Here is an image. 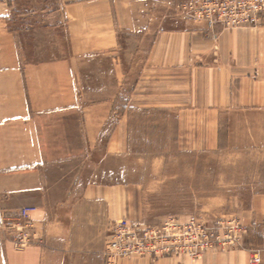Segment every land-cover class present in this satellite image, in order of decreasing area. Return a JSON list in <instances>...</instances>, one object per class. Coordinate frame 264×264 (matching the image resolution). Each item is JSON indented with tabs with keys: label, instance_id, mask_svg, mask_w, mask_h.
<instances>
[{
	"label": "crops",
	"instance_id": "0c3cea01",
	"mask_svg": "<svg viewBox=\"0 0 264 264\" xmlns=\"http://www.w3.org/2000/svg\"><path fill=\"white\" fill-rule=\"evenodd\" d=\"M184 1L0 0V223L34 208L23 250L0 224V264H264L249 248L198 259L106 252L110 223L130 211L115 161L143 108L175 114L181 131L230 118L229 145L264 135L250 120L264 118V26L209 29L179 17ZM252 203L246 239L263 223L264 195Z\"/></svg>",
	"mask_w": 264,
	"mask_h": 264
},
{
	"label": "rangeland",
	"instance_id": "374dc122",
	"mask_svg": "<svg viewBox=\"0 0 264 264\" xmlns=\"http://www.w3.org/2000/svg\"><path fill=\"white\" fill-rule=\"evenodd\" d=\"M263 26L264 22L250 28ZM116 104L118 111L123 110L122 102ZM143 110L146 111L141 116L132 119L127 156L115 161L116 170L127 169V208H130L127 218L161 225L171 218L186 222L191 216H197L209 224L239 221L244 225L238 244L216 246L192 259L212 251L264 248V214L260 216L263 223L254 224L246 239L249 226L243 213L251 209L255 195H264V135L262 138L254 135L252 141H244L241 135L239 142L229 145L230 118H197L190 120L192 125L181 131L175 114L154 107ZM242 119L232 120L241 122ZM250 120L255 127L264 123V118ZM205 121L210 125L208 129H212L211 135L204 132ZM253 131L257 133V129ZM210 139L213 148L209 145ZM13 229L15 239L19 232ZM31 238L34 239L32 229ZM251 240L256 245L248 247L246 243Z\"/></svg>",
	"mask_w": 264,
	"mask_h": 264
},
{
	"label": "built area",
	"instance_id": "2783aa9c",
	"mask_svg": "<svg viewBox=\"0 0 264 264\" xmlns=\"http://www.w3.org/2000/svg\"><path fill=\"white\" fill-rule=\"evenodd\" d=\"M177 12L187 20L205 23L209 29L257 27L264 22V0H188L177 3ZM33 207H25L18 214H2L1 225L17 229L14 239L17 249L29 246ZM106 252L109 256L131 257H199L216 246L238 244L244 225L239 221L206 223L197 216L186 222L171 218L161 225H148L127 217L115 220L109 229ZM255 263L263 259L264 248L251 250Z\"/></svg>",
	"mask_w": 264,
	"mask_h": 264
}]
</instances>
